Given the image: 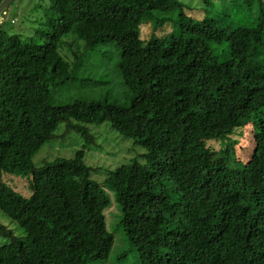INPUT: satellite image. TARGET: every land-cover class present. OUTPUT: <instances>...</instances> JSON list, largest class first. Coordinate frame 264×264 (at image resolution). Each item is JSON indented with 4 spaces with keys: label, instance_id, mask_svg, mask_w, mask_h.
<instances>
[{
    "label": "trees",
    "instance_id": "16d2710c",
    "mask_svg": "<svg viewBox=\"0 0 264 264\" xmlns=\"http://www.w3.org/2000/svg\"><path fill=\"white\" fill-rule=\"evenodd\" d=\"M257 1L254 23L232 27L188 15L180 0H49L25 37L4 27L9 5L0 24V211L24 235L0 224L9 238L0 264L106 260L114 241L107 189L126 245L114 264H264V1ZM242 3L251 9L253 0ZM143 24L151 28L146 39ZM98 50L104 57L117 50L120 89L52 104L51 90ZM104 121L144 152L142 162L106 169L99 181L84 162L95 140L86 124ZM60 123L84 139L82 148L35 166L32 155ZM247 124L243 162L233 135ZM2 173H28L31 195L19 196ZM132 250L138 258L125 263Z\"/></svg>",
    "mask_w": 264,
    "mask_h": 264
},
{
    "label": "rangeland",
    "instance_id": "374dc122",
    "mask_svg": "<svg viewBox=\"0 0 264 264\" xmlns=\"http://www.w3.org/2000/svg\"><path fill=\"white\" fill-rule=\"evenodd\" d=\"M137 1L142 2L144 0ZM180 1L186 5L188 15L200 18L211 16L220 20L221 24L232 27L237 25L251 26L258 12L257 0H253L251 9L241 7L243 4L242 0H208L212 5L205 3L204 0ZM48 2L49 0H13L5 15L4 27L9 31L20 33L23 37L31 36L34 28L38 26L39 20L43 18ZM11 19H14L13 23L10 22ZM170 30L171 26L168 23L164 31ZM150 31L149 24H143L141 26V37L148 38ZM162 33L163 31L159 34ZM62 40L67 41L69 38L64 37ZM116 55H118L117 50L108 52V57H104V54L100 53L99 50L88 55L85 65L78 70L74 79H70L51 90L52 104L62 105L69 104L77 99L100 100L106 96L111 97L114 91L116 92L120 89L119 82L121 79L115 67ZM105 59H109V62H106ZM95 66L100 68L96 73L93 71ZM102 73L103 76L101 77ZM100 80L104 81V83L97 82ZM86 126L95 135L94 143L84 149V162L88 166L96 168V170L91 172L92 178L101 181L104 178L106 169H113L122 163H128L132 160L143 161L140 155L144 152V149L132 137H125L118 130L112 128L109 121H104L100 124H86ZM250 131L251 125L247 124L243 128L238 129L233 135L235 139L239 140L236 152L237 157L243 162L248 160L250 154L249 150L244 151V148L250 144ZM54 133L55 137L45 142L39 151L32 155L31 159L35 166L57 157H71L84 144V139L76 131L72 129L65 130L64 123H60ZM217 146V143H215V147ZM2 179L14 192L19 193L18 195L22 198V195L25 197L31 195L32 183L28 173L16 175L2 173ZM107 193L110 203L104 213L107 229L113 234V246L106 260L92 261L87 264H114L117 254L126 249V245L120 239L121 229L119 228V222L121 210L117 206L114 193L108 189ZM116 212H118L117 215ZM0 224L17 236L24 235V231L18 223L1 211ZM8 240L9 238L6 235L0 233V244ZM137 258V251L132 250L128 253L124 262L131 263Z\"/></svg>",
    "mask_w": 264,
    "mask_h": 264
},
{
    "label": "water",
    "instance_id": "95a60500",
    "mask_svg": "<svg viewBox=\"0 0 264 264\" xmlns=\"http://www.w3.org/2000/svg\"><path fill=\"white\" fill-rule=\"evenodd\" d=\"M13 2V0H1L0 1V24L3 19V16L6 13V9L9 7V5Z\"/></svg>",
    "mask_w": 264,
    "mask_h": 264
}]
</instances>
